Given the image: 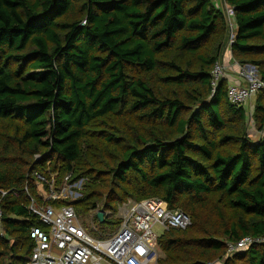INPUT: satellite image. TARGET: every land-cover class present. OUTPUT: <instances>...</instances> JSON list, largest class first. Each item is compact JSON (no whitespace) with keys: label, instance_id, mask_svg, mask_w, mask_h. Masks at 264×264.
<instances>
[{"label":"trees","instance_id":"16d2710c","mask_svg":"<svg viewBox=\"0 0 264 264\" xmlns=\"http://www.w3.org/2000/svg\"><path fill=\"white\" fill-rule=\"evenodd\" d=\"M224 2L234 60L264 81V0ZM227 26L213 0H0V264L31 260L33 200L70 203L40 194L54 174L89 178L73 205L105 211L101 234L128 200L188 213L159 238L158 264H264V243L227 255L264 235V137L250 139L228 81L211 84ZM255 118L263 129L264 88Z\"/></svg>","mask_w":264,"mask_h":264},{"label":"built area","instance_id":"2783aa9c","mask_svg":"<svg viewBox=\"0 0 264 264\" xmlns=\"http://www.w3.org/2000/svg\"><path fill=\"white\" fill-rule=\"evenodd\" d=\"M225 7L234 26V8L226 3ZM234 38L235 33L231 43ZM234 66L237 65L226 66L222 59L215 63L211 80L213 91L222 80L231 81L227 91L229 101L237 106L246 105L264 88V81L250 65L235 69L241 81H232L228 69L233 70ZM47 193L46 198L43 196L45 200L61 199L60 191L56 192L54 187ZM128 202L120 226L112 233L104 234V238H95L79 223L72 203L57 207L33 200L30 209L43 226H34L30 230L34 248L31 260L26 264H158L161 235L170 228L186 229L192 223L191 217L181 209H170L167 202L159 198ZM2 221L0 206V232L4 235ZM260 243H264V235H246L237 241H229L227 255Z\"/></svg>","mask_w":264,"mask_h":264},{"label":"rangeland","instance_id":"374dc122","mask_svg":"<svg viewBox=\"0 0 264 264\" xmlns=\"http://www.w3.org/2000/svg\"><path fill=\"white\" fill-rule=\"evenodd\" d=\"M213 2L225 12V14H226V16L228 18L227 38H226V42H225L224 47H223L224 49L222 50V56H221V53H220V58L224 61V63L228 67L229 66H233V65H237V67L249 65V64L241 65V64L237 63L234 60V57H233V54H232V49H231V46H232L231 41H232V35H233V33H235V30H236L234 28L235 22L233 21L234 26H232L231 19H229L230 18L229 14H227V10H226V7H225L224 0H214ZM232 19H233V17H232ZM232 27H233V30H232ZM228 56L230 57L229 58L230 61L226 62ZM250 66H252L253 69L256 68L253 65H250ZM255 70L258 73L257 68ZM258 75L260 76L259 73H258ZM256 99H257V94L254 97H252L248 101V103L245 105V110H246V115H247V118H246L247 126L246 127H247V131H248V135H249L250 139L252 141H255V142L258 141L260 138L264 137V127H263V129H260V125L256 121V118H255ZM69 176L70 177H65L63 182L57 186L56 185V180H57L56 179V174H54L53 177L55 179H52L49 184H50L51 187L55 188L56 192L60 191L59 195L61 197V200H65L66 202H70V203L73 204L77 200H79V199L84 197V194H85L84 193V189H85L86 184H88V182H89V178L88 177H82V178H80L78 180H74L73 181L71 175H69ZM38 187H39L38 190H39L40 194L46 198L48 193H47V190L44 189V184L38 183ZM130 201L132 202L133 200H130ZM127 202H125L126 204L122 203L119 206L118 212L115 215H113L114 216L113 218H115V219H119V218L123 219L125 209L127 208L126 205L129 203V202L128 203ZM102 205H103V202L101 203V206ZM99 209L101 210V208H98L97 211H91L90 213L85 214L83 216L78 215V218H79V223L93 237H95V238H104V235H102L104 233L101 234V233H99V231H100L99 229L96 230V228H98L100 224L98 222H96V220L94 219V217L97 214V212L99 211ZM110 215H111V213L106 212V217L110 216ZM158 231L161 232L160 229ZM159 250H160V256H159V260H160L162 258H165V256H166V253L163 250V248L161 247L160 243H159ZM242 251H244V250H242ZM219 262H222V261H219Z\"/></svg>","mask_w":264,"mask_h":264},{"label":"crops","instance_id":"0c3cea01","mask_svg":"<svg viewBox=\"0 0 264 264\" xmlns=\"http://www.w3.org/2000/svg\"><path fill=\"white\" fill-rule=\"evenodd\" d=\"M213 1H214V0H213ZM229 58H230V57L228 56L226 62H229V61H230ZM235 69H238V67H237V66H234V69H233V70H232L231 68L228 69V72H229L230 78H231V79L233 78L232 81H241V79L237 76L238 73L235 71ZM228 82H231V81H228Z\"/></svg>","mask_w":264,"mask_h":264},{"label":"water","instance_id":"95a60500","mask_svg":"<svg viewBox=\"0 0 264 264\" xmlns=\"http://www.w3.org/2000/svg\"><path fill=\"white\" fill-rule=\"evenodd\" d=\"M104 215H105V211L104 210H99L98 213H97V216H98V218L100 219L101 222L104 221Z\"/></svg>","mask_w":264,"mask_h":264}]
</instances>
